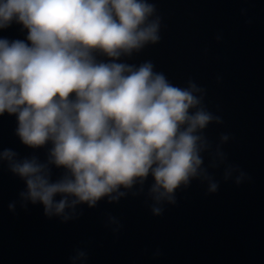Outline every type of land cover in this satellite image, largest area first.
Returning <instances> with one entry per match:
<instances>
[{
	"label": "water",
	"instance_id": "95a60500",
	"mask_svg": "<svg viewBox=\"0 0 264 264\" xmlns=\"http://www.w3.org/2000/svg\"><path fill=\"white\" fill-rule=\"evenodd\" d=\"M0 264H264V0H0Z\"/></svg>",
	"mask_w": 264,
	"mask_h": 264
}]
</instances>
